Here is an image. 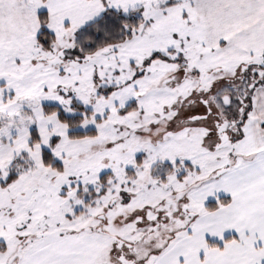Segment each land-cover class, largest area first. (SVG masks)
<instances>
[{"label":"snow or ice","instance_id":"snow-or-ice-1","mask_svg":"<svg viewBox=\"0 0 264 264\" xmlns=\"http://www.w3.org/2000/svg\"><path fill=\"white\" fill-rule=\"evenodd\" d=\"M0 264H264V0H0Z\"/></svg>","mask_w":264,"mask_h":264}]
</instances>
